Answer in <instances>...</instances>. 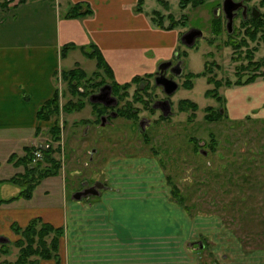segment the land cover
Here are the masks:
<instances>
[{
    "label": "rangeland",
    "instance_id": "1",
    "mask_svg": "<svg viewBox=\"0 0 264 264\" xmlns=\"http://www.w3.org/2000/svg\"><path fill=\"white\" fill-rule=\"evenodd\" d=\"M139 1L137 10L144 9L155 25L174 26L180 31L169 59L181 67V75L173 79L178 89L166 97L158 87L152 89L155 83L151 78L147 84L152 99L144 96L145 101H151V108L133 102L136 120L132 119L134 116H117L115 113L133 100L138 86L132 85L127 95L123 90L115 95L107 73L95 67V61L74 53L63 61L62 70L79 66L86 73L85 78L74 81V88L67 86L66 81L60 84L58 113L41 121L48 126L37 128L35 138L26 143L25 132L10 129L0 133V200L3 206L25 200L19 197L20 192L26 191L24 186L46 175L28 206L58 205L62 198L52 196L54 190L61 189L56 181L64 184L70 198L73 191L81 189L82 181L105 182L112 178L117 158L127 157L137 163L146 160L137 171L164 175L162 183L167 184L172 199L182 198L175 202L189 218L213 222L211 234L200 235L199 243L190 247L203 254L200 264H264V120L241 114L237 99L240 92L234 86L237 80L245 81L253 75L259 76L256 80L264 79V0H242L248 8V20L242 22L239 10L231 33L226 30L220 10L223 0H198L197 5L187 0ZM2 3L0 0V9L7 11L9 5L4 7ZM254 9L262 16L258 22L261 28L252 22ZM191 29L201 30L203 37L187 46L181 42V35ZM150 54L152 59L155 52ZM200 73L206 77L190 78L187 84L188 75ZM208 78L220 85L219 101L206 95L207 90L216 87L208 83ZM228 82L233 85L228 87ZM104 85L110 86L117 105L107 107L80 96V92L96 93ZM156 99L170 101L171 108L162 112L167 119H158L160 111L152 108ZM180 100H190L197 107L179 111ZM81 101L82 109H73ZM64 107L73 110L65 112ZM206 107L220 111L222 119L209 121ZM101 118L107 121L103 124ZM24 144L32 146L22 148ZM93 150L95 153L90 155ZM26 155L27 163L21 162ZM6 222L3 220L0 232V264H15L19 255L16 242L29 223L20 227ZM8 225L10 232H5ZM52 237L49 235L47 241ZM27 259V264L41 261L37 256Z\"/></svg>",
    "mask_w": 264,
    "mask_h": 264
},
{
    "label": "crops",
    "instance_id": "2",
    "mask_svg": "<svg viewBox=\"0 0 264 264\" xmlns=\"http://www.w3.org/2000/svg\"><path fill=\"white\" fill-rule=\"evenodd\" d=\"M18 1L7 11L0 9V133L25 132V143L48 124L36 113L59 92L63 61L76 52L89 59L81 48L96 46L114 80L124 84L135 76L153 75L161 62L171 61L173 44L180 38L177 28L157 26L144 9L138 11L139 0ZM75 4L91 14L68 18ZM65 45L73 48L62 56ZM149 51L155 52L152 59ZM235 88L241 114L264 120V80ZM145 161L117 158L113 177H107L95 197L75 200L73 191L68 198L64 184L56 181L61 189L52 196L62 198L58 205L30 207L33 194L29 200L0 204V232L3 220L24 227L39 218L62 227L57 258L39 264H200L203 254L190 247L199 243L200 235L211 234L213 222L189 218L162 183L164 175L136 170Z\"/></svg>",
    "mask_w": 264,
    "mask_h": 264
},
{
    "label": "trees",
    "instance_id": "3",
    "mask_svg": "<svg viewBox=\"0 0 264 264\" xmlns=\"http://www.w3.org/2000/svg\"><path fill=\"white\" fill-rule=\"evenodd\" d=\"M2 1V0H1ZM14 0H3V6L6 7L8 6L10 3H12ZM28 1H32V0H19L17 2V4H22V3H26ZM187 1H191L194 2V5H197L200 1L198 0H187ZM142 0L139 1V4L141 3ZM91 11L89 10V8H86L84 5L82 4H75L72 7H70V9L68 10L66 16L68 18H80V17H84L87 15H90ZM251 19L252 22L257 23V27L261 28V25L258 22H261L262 16H260L258 14L257 17H254L253 15H251ZM248 20V18L244 19L242 18V22L246 23ZM160 26V25H158ZM169 28H175L173 27H169ZM263 40H264V34H263ZM72 45H65L62 47V51L61 54L62 56H64L68 50L72 49ZM90 49V50H88ZM83 54L89 58V59H94L96 62V67L98 69H102L104 70L108 77L111 80V86H112V90L114 92L115 95L120 94V91L123 90V94L127 95V90L129 88H131L132 85H137L138 88L136 89V93L133 96V100L131 102H127L126 107L122 108L121 111L118 112V116L121 117H125L127 119H130V117H133V120L137 119V109H134L132 103H141L143 104V106L145 108H151L149 107V104L151 103V101H145L144 96H148L149 99H152L151 94L149 92V81L150 79L153 77V75H146V76H135L130 82L128 83H124V84H118L114 78H113V74L111 71V68L109 67V65L107 64V62L105 61V59L103 58L101 52L99 51V49L96 46H90V47H86L85 49L81 48ZM85 72L79 68V66H76L74 69H70V70H65L61 72V80L65 83H67V86L74 88L76 83L74 84L73 82L75 81H79L85 78ZM199 76H205V73H200V74H190L188 75L189 80H187V84H190V78L193 79L194 77H199ZM259 77L257 75H253L251 77H249L248 79H246L245 81H240L237 80L234 83V86H242V85H247L250 83H253L256 78ZM263 78H264V74H263ZM264 80V79H263ZM209 84H214L216 87H214V89L207 90L206 91V95L208 97H212L214 99H217L218 101L221 99L218 96L217 93V88L220 87L219 83L217 81H214L212 78H208L207 79ZM214 81V82H213ZM144 83V85L142 87H139L140 84ZM148 83V84H147ZM228 87L233 85V83L228 82ZM58 94L59 92L56 91L54 93V95L51 97V99L47 100L37 111L36 113V118L39 121H47L49 118H51V116L56 115L58 113ZM93 94V93H88V92H80V96L84 97V98H89V96ZM178 110L179 111H184L186 109H184L185 107H189L188 109H196V104L191 102L190 100H180L178 102ZM84 106V103L81 101L78 103V105L74 106L73 109L75 110H79L82 109V107ZM99 105H97L98 107ZM100 107V106H99ZM73 109H68L67 107H64V111L65 112H70ZM207 111V119L209 121H218L220 119H222V114L217 111H214L211 107H206L205 108ZM104 109L102 108L103 111ZM165 118V117H164ZM167 119V118H165ZM56 128V127H55ZM26 150L27 149L26 147ZM29 154V153H28ZM14 155V154H12ZM11 155V156H12ZM21 162H25L27 163L28 159H27V155L25 157H23L22 159H20ZM46 175L43 176H39L36 177L35 181L32 180V182H28L26 186H24V188L26 187V191H22L20 192L19 197L20 198H24L25 200H29L32 197L33 191L34 189L39 185L40 181L45 178ZM28 177V175L26 176ZM23 179V177H21ZM33 179V177L30 175V180ZM25 181H27V178H24ZM18 182V181H17ZM21 183V182H18ZM173 191V190H172ZM173 197V196H172ZM182 198L180 197H176L174 198L175 201L178 202L182 201ZM3 201L0 200V204ZM180 203V202H179ZM3 204V203H2ZM40 222V225H36ZM53 234V237L50 239V241H47V237L49 235ZM20 239L16 242V246L19 247V255L17 258V261L15 262V264H27L28 263V257L30 256H37L39 259L41 260H50V259H55L57 258L58 255V250H59V242L61 237L63 236V229L62 227H54L53 225L49 224V223H44L41 219L39 218H35L32 219L28 226L25 227L24 229H22L20 231Z\"/></svg>",
    "mask_w": 264,
    "mask_h": 264
},
{
    "label": "water",
    "instance_id": "4",
    "mask_svg": "<svg viewBox=\"0 0 264 264\" xmlns=\"http://www.w3.org/2000/svg\"><path fill=\"white\" fill-rule=\"evenodd\" d=\"M242 10V16L244 19L247 17V6L244 5L243 1H234V0H223L221 5L222 14L226 20V30L228 33H231L233 30V21L234 18L238 15V11ZM219 12V11H218ZM259 12L257 10H253L252 15L257 17ZM203 37V32L199 29H191L187 31L181 37V42L187 46L192 45L197 38ZM170 63H163L159 66L158 71L156 73L157 78L155 79V84L157 86L162 87L163 92L168 96L174 93L177 89V83L165 76L166 68H168ZM181 69L179 68L176 72L177 75H180ZM91 103H101L107 107L113 106L116 102V99L111 96V88L109 85H104L100 88L98 93L92 94L89 98ZM165 108L163 112L166 113L170 106L167 101H164ZM104 124V123H103ZM95 150L90 152L92 155ZM103 184H98L90 187V189H85L82 192H76L73 195V199L80 200L82 197L85 196H97L99 191L97 189L102 188ZM96 189V190H95ZM94 190V191H93Z\"/></svg>",
    "mask_w": 264,
    "mask_h": 264
},
{
    "label": "flooded vegetation",
    "instance_id": "5",
    "mask_svg": "<svg viewBox=\"0 0 264 264\" xmlns=\"http://www.w3.org/2000/svg\"><path fill=\"white\" fill-rule=\"evenodd\" d=\"M181 69V67L180 66H178L177 64H175V63H171L170 62V65H169V67L168 68H166V71H164L165 72V76H167L168 75V77L167 78H169V79H171V80H173L174 79V77H178L179 75H177L176 74V72H177V70L178 69ZM181 71V70H180ZM157 78V76H153L152 77V79H153V83H155V79ZM173 81H175V80H173ZM176 82V81H175ZM157 87L160 89V91H162L163 92V89H162V87H160V86H157L156 84L154 85V87H153V84H152V89H157ZM100 90V89H99ZM99 90L96 92V93H98L99 92ZM164 93V92H163ZM165 94V93H164ZM174 93H172L171 95H166V97H171L172 95H173ZM111 96L112 97H114L113 96V94L111 93ZM153 96H155L154 95V93H153ZM115 98V97H114ZM164 101H167L168 103H169V106H170V108H171V104H170V101H168L167 99H161V100H155L154 101V103H153V106H152V108L153 109H158L159 111H160V114H159V116H158V119H161V118H164L166 115H164L162 112H163V109L165 108V104H164ZM117 103H118V100H116V102H115V104L114 105H117ZM115 114H117V116H118V112L117 113H115ZM107 121V119L106 118H101V123H104V121ZM140 125H142V122H140ZM106 183H107V181H105ZM105 182H101L100 180H95L94 182H92V183H89L88 181H82V185H81V189H79L78 191H76V192H82V191H84L85 189H90V187H92V186H94V185H98V184H103V186H102V188H99V189H97L98 191H101V189H103L104 187H106V184H105ZM96 190V189H95ZM94 191V190H93ZM75 194V193H74ZM91 196H85V197H82V198H90ZM92 197H95V196H92Z\"/></svg>",
    "mask_w": 264,
    "mask_h": 264
},
{
    "label": "built area",
    "instance_id": "6",
    "mask_svg": "<svg viewBox=\"0 0 264 264\" xmlns=\"http://www.w3.org/2000/svg\"><path fill=\"white\" fill-rule=\"evenodd\" d=\"M34 154H35V156H36L37 158H39L40 154H39L38 152H35ZM34 160H35V158H34Z\"/></svg>",
    "mask_w": 264,
    "mask_h": 264
}]
</instances>
